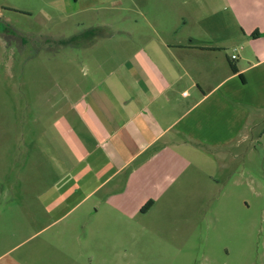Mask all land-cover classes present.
<instances>
[{"label":"rangeland","instance_id":"374dc122","mask_svg":"<svg viewBox=\"0 0 264 264\" xmlns=\"http://www.w3.org/2000/svg\"><path fill=\"white\" fill-rule=\"evenodd\" d=\"M173 2L0 0V264H264V137L238 159L240 175L226 168L200 200L180 189L127 222L93 214V203L59 221L46 209L57 196L43 195L48 186L72 181L57 122L122 58L128 33L156 9L171 20Z\"/></svg>","mask_w":264,"mask_h":264},{"label":"crops","instance_id":"0c3cea01","mask_svg":"<svg viewBox=\"0 0 264 264\" xmlns=\"http://www.w3.org/2000/svg\"><path fill=\"white\" fill-rule=\"evenodd\" d=\"M188 2H173L169 21L156 9L138 36L128 33L122 58L113 56L116 64L93 76L57 122L67 145L62 157L73 163L72 181L43 193L57 194L46 204L56 221L90 203L95 215L135 220L191 187L200 200L226 168L236 175L238 159L257 152L264 137V0H203L196 13Z\"/></svg>","mask_w":264,"mask_h":264},{"label":"trees","instance_id":"16d2710c","mask_svg":"<svg viewBox=\"0 0 264 264\" xmlns=\"http://www.w3.org/2000/svg\"><path fill=\"white\" fill-rule=\"evenodd\" d=\"M4 28V27H3ZM258 36V33H255L254 35H253V37H257ZM232 69H233V72H235V73H238V68L234 65V64H232ZM151 202L149 203V204H147L144 208H143V210H148L149 208H150V206H151Z\"/></svg>","mask_w":264,"mask_h":264},{"label":"built area","instance_id":"2783aa9c","mask_svg":"<svg viewBox=\"0 0 264 264\" xmlns=\"http://www.w3.org/2000/svg\"><path fill=\"white\" fill-rule=\"evenodd\" d=\"M233 58H236L235 56H233Z\"/></svg>","mask_w":264,"mask_h":264}]
</instances>
